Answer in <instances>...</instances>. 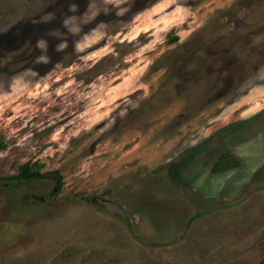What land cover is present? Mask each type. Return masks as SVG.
<instances>
[{
    "label": "rangeland",
    "instance_id": "1",
    "mask_svg": "<svg viewBox=\"0 0 264 264\" xmlns=\"http://www.w3.org/2000/svg\"><path fill=\"white\" fill-rule=\"evenodd\" d=\"M0 264H264V0H0Z\"/></svg>",
    "mask_w": 264,
    "mask_h": 264
},
{
    "label": "trees",
    "instance_id": "2",
    "mask_svg": "<svg viewBox=\"0 0 264 264\" xmlns=\"http://www.w3.org/2000/svg\"><path fill=\"white\" fill-rule=\"evenodd\" d=\"M238 165V161L231 156L228 153H224L220 156L219 160L213 167V172H221L228 170L232 167H235ZM44 177H52V179L55 181L54 188L55 191H59L61 188V177L59 175L58 171H51V172H43L41 171V168L39 165H36V163L30 164L25 163L19 167V171L13 175L6 177V180H16V181H25V180H35V179H41Z\"/></svg>",
    "mask_w": 264,
    "mask_h": 264
},
{
    "label": "water",
    "instance_id": "3",
    "mask_svg": "<svg viewBox=\"0 0 264 264\" xmlns=\"http://www.w3.org/2000/svg\"><path fill=\"white\" fill-rule=\"evenodd\" d=\"M108 212L109 213H119V214H122L123 216L125 215V212L120 208L118 207V205L116 204H110L107 208ZM125 219L127 220L128 218L125 216Z\"/></svg>",
    "mask_w": 264,
    "mask_h": 264
}]
</instances>
